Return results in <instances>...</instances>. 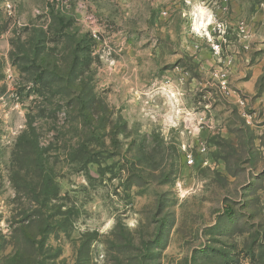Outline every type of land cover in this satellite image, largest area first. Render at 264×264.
<instances>
[{
  "label": "rangeland",
  "instance_id": "374dc122",
  "mask_svg": "<svg viewBox=\"0 0 264 264\" xmlns=\"http://www.w3.org/2000/svg\"><path fill=\"white\" fill-rule=\"evenodd\" d=\"M0 264H264V0H0Z\"/></svg>",
  "mask_w": 264,
  "mask_h": 264
},
{
  "label": "built area",
  "instance_id": "2783aa9c",
  "mask_svg": "<svg viewBox=\"0 0 264 264\" xmlns=\"http://www.w3.org/2000/svg\"><path fill=\"white\" fill-rule=\"evenodd\" d=\"M193 163V160L190 158L189 160H188V164H192Z\"/></svg>",
  "mask_w": 264,
  "mask_h": 264
}]
</instances>
